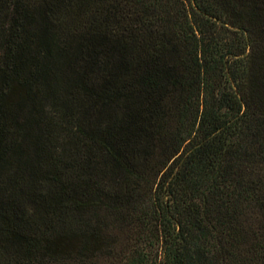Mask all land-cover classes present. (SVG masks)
Masks as SVG:
<instances>
[{"label": "trees", "instance_id": "trees-1", "mask_svg": "<svg viewBox=\"0 0 264 264\" xmlns=\"http://www.w3.org/2000/svg\"><path fill=\"white\" fill-rule=\"evenodd\" d=\"M0 264H264V0H0Z\"/></svg>", "mask_w": 264, "mask_h": 264}]
</instances>
